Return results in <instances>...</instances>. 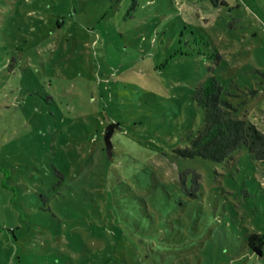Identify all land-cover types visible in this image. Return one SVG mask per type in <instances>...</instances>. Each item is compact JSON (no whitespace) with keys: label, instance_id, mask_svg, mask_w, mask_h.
Segmentation results:
<instances>
[{"label":"rangeland","instance_id":"1","mask_svg":"<svg viewBox=\"0 0 264 264\" xmlns=\"http://www.w3.org/2000/svg\"><path fill=\"white\" fill-rule=\"evenodd\" d=\"M210 73L264 132V0H0V264H264V161L178 152Z\"/></svg>","mask_w":264,"mask_h":264},{"label":"trees","instance_id":"2","mask_svg":"<svg viewBox=\"0 0 264 264\" xmlns=\"http://www.w3.org/2000/svg\"><path fill=\"white\" fill-rule=\"evenodd\" d=\"M217 57L221 55L218 53ZM223 83L214 73H210L196 87L193 99L205 109L204 125L189 135L190 145L178 149L183 157L201 156L215 161L232 157L240 148L248 147L252 156L264 161V132L257 124L242 116L240 106L226 96ZM181 172L180 180L184 190H188L187 174ZM201 175L194 172L193 188H200ZM197 195V193H193ZM246 245L261 254L264 248V234L251 233L246 236Z\"/></svg>","mask_w":264,"mask_h":264},{"label":"water","instance_id":"3","mask_svg":"<svg viewBox=\"0 0 264 264\" xmlns=\"http://www.w3.org/2000/svg\"><path fill=\"white\" fill-rule=\"evenodd\" d=\"M115 131V125L112 123L110 124L105 132V141H106V146L108 153L111 155L112 154V148H113V141H112V135Z\"/></svg>","mask_w":264,"mask_h":264}]
</instances>
